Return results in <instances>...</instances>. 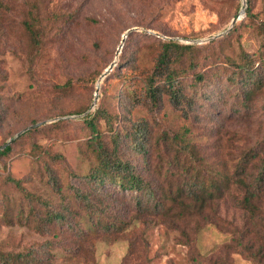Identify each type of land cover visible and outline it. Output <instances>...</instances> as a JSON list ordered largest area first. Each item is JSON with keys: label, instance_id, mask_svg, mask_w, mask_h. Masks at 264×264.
<instances>
[{"label": "rangeland", "instance_id": "rangeland-1", "mask_svg": "<svg viewBox=\"0 0 264 264\" xmlns=\"http://www.w3.org/2000/svg\"><path fill=\"white\" fill-rule=\"evenodd\" d=\"M0 1V151L10 140L9 145L16 142L11 153L0 158V250L37 254L46 250L52 264H194L195 257L220 262L225 252L230 264H254L235 246L244 233L251 240L246 241L248 246L255 250L263 246V235L255 233L249 214L237 206L246 193L238 182L231 183L220 199L207 200L193 211L195 215L184 219L176 218L182 210L179 207H174V215L139 214L110 185L100 195L113 205L110 216L125 221L122 233L103 231L98 221L87 219L73 198L71 207L78 211L76 219L86 236L65 229L41 233L34 221L23 218L30 212V203L38 212L43 211L39 201L58 208L66 203L60 193L70 197L69 182L87 189L74 178L85 176L96 164L87 155L89 131L81 118L98 106L119 117L123 128L141 119L148 122L147 155L135 154L126 141L123 150L157 189H168L176 180L171 170L176 167V154L158 144L159 128L165 125L171 134L187 129L215 178L220 170L231 176L242 154L254 146L263 149L260 155L264 157V96L251 113H235L217 96L224 91V73H229L224 58L236 59L240 51L253 53L259 47L245 14L230 35L234 15L246 9L243 0ZM253 5L255 13L263 12L264 0H253ZM130 29L137 30L125 39L118 54ZM170 40L197 47L198 70L216 81L215 89L207 88L216 96L198 99L189 120L169 105L154 113L146 105L135 107L127 100L130 85L136 91L142 86L137 73L152 68L161 42ZM114 62L115 71L104 80L93 106L96 78ZM84 109V114H77ZM40 126L20 139L27 130ZM6 175L20 187L8 183ZM52 175L60 191L54 188Z\"/></svg>", "mask_w": 264, "mask_h": 264}, {"label": "trees", "instance_id": "trees-1", "mask_svg": "<svg viewBox=\"0 0 264 264\" xmlns=\"http://www.w3.org/2000/svg\"><path fill=\"white\" fill-rule=\"evenodd\" d=\"M246 1L245 19L259 38V47L253 53H248L245 50L240 51L236 59L224 58L223 63L226 64L229 73H224L226 79L222 85L224 91L217 95L225 102L224 105H229L235 113H251V109L257 104L258 99L264 96V10L262 13H255L253 0ZM0 6H3L1 1ZM0 9L2 8L0 7ZM236 17L235 14L234 18ZM237 26L238 22L235 28H232L230 35L235 33ZM26 28L34 35L32 27L27 24ZM215 42L212 41L210 44ZM197 50L198 48L194 45H184L178 41L161 42L153 67L138 73L136 71L142 86L139 91H136L134 85H130L131 96L127 99L130 105L135 107L146 105L154 113L164 105H169L172 109L181 111L182 116L189 120L198 99L211 100L216 96L207 92L209 87L215 89L216 81L212 77L208 78L203 69L202 71L198 70L200 61L196 53ZM114 71L115 67L111 72ZM100 75L96 78V84ZM189 90H192L191 93ZM85 112L86 109L77 114ZM81 120L89 131L87 155L93 158L96 164L91 166L85 176H80L83 180L78 175H75L74 178L83 181L87 189L81 188V184L69 182L67 189L70 197L60 193L66 203L61 204L59 208L46 201L41 202L40 199L34 201L30 199L32 202L39 201L43 211H36L35 205L30 203V212L24 214L23 218L26 221H34L39 232L47 233L65 229L86 236V231L78 225L80 222L76 219L78 211L75 212L71 207L73 198V202L84 211L89 221L93 223L98 221L100 228L108 234L122 233L127 227L125 221L114 215L110 216L109 212H114L113 205L105 203L101 199L100 192L108 190L106 187L110 185L113 187L112 190L121 194L139 214L150 212L158 215L165 212L174 215L176 212L174 207H179L182 210L179 211L181 213L176 215V218L184 219L185 216L195 215L196 213L193 211L202 207L207 200L220 199L231 183L238 182L246 187V193L237 206L249 214V220L252 222L253 228H256L255 233L263 235L260 241L263 246L257 250L253 245L248 246L246 241L251 240H247L245 233L239 238L237 244L235 243V246H239L240 252L254 264H264V210L262 208L264 157L261 158L260 155L263 151L262 148L254 146L245 151L231 176L222 175L220 170L215 178L211 175L213 169L210 166L205 167L201 155L195 150L194 143L186 134L187 129H184L185 133L171 134L167 130L169 126L165 125V127L159 128L162 130L159 134L158 144H162L164 148L176 154V167L173 168L170 162L176 180L174 184H169L168 189H157L146 181L134 160L123 150L126 141L129 149L135 154L143 157L147 155L151 139L150 128L145 119L135 121L127 128H123L118 123L119 117H114L106 109L98 106L93 113H88ZM101 123H104L105 126ZM42 127L27 130L20 139ZM13 145L0 151V158L11 153ZM257 159H259L258 164ZM253 166H255V170ZM167 171L172 174L171 171ZM52 177L54 188L60 191L62 187L58 186V179L54 175ZM4 178L8 183L20 187V183L10 175H6ZM74 220L76 223L73 222ZM234 242L236 241L234 240ZM229 249L224 250L229 252ZM45 254L46 250H43L41 254H37L33 250L23 253H5L0 250V264H52L50 257ZM193 263L230 264V260L228 253L225 252V256L220 259V262L214 261L212 258L201 260L195 257Z\"/></svg>", "mask_w": 264, "mask_h": 264}, {"label": "water", "instance_id": "water-1", "mask_svg": "<svg viewBox=\"0 0 264 264\" xmlns=\"http://www.w3.org/2000/svg\"><path fill=\"white\" fill-rule=\"evenodd\" d=\"M246 4H247V1H246V0H243V5H246ZM244 13H245V10H242V11L240 12V14H239L236 18L233 19L229 31H230V30L236 25V23L238 22V20H240V18L243 17ZM136 30H137V29H130V30L127 31V33H126V34L124 35V37H123L122 45H121L120 48H119L118 54H120V51H121V49H122V47H123L124 41H125V39L127 38V36H128L130 33L134 32V31H136ZM218 37H220V35L216 36L215 38H218ZM115 65H116L115 62L112 63V64L110 65V67H109V68L105 71V73L102 75V79H104V78H105V77H106V76L112 71V69L115 67ZM98 93H99V88L97 89V91H96V93H95V99H94V105H93V106H95L96 102L98 101ZM36 126H38V125H36ZM21 134H22V133H19V134L17 135V137H19ZM11 141H12V140H10L8 143H6L3 147H1V149H4V148H6L7 146H9V144L11 143Z\"/></svg>", "mask_w": 264, "mask_h": 264}, {"label": "bare ground", "instance_id": "bare-ground-1", "mask_svg": "<svg viewBox=\"0 0 264 264\" xmlns=\"http://www.w3.org/2000/svg\"><path fill=\"white\" fill-rule=\"evenodd\" d=\"M103 80L102 77L99 79L98 83H97V87L100 88L102 86V83H103Z\"/></svg>", "mask_w": 264, "mask_h": 264}]
</instances>
